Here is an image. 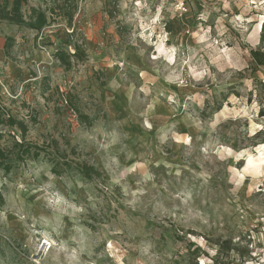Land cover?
<instances>
[{
    "label": "rangeland",
    "instance_id": "obj_1",
    "mask_svg": "<svg viewBox=\"0 0 264 264\" xmlns=\"http://www.w3.org/2000/svg\"><path fill=\"white\" fill-rule=\"evenodd\" d=\"M32 7L41 31L0 22V112L104 178L20 160L0 124V264H264V0Z\"/></svg>",
    "mask_w": 264,
    "mask_h": 264
},
{
    "label": "trees",
    "instance_id": "obj_2",
    "mask_svg": "<svg viewBox=\"0 0 264 264\" xmlns=\"http://www.w3.org/2000/svg\"><path fill=\"white\" fill-rule=\"evenodd\" d=\"M27 0H0V22H8L18 26H25L32 30L41 31L48 24V16L45 11L32 7L29 17L23 11V6ZM11 38H8V40ZM264 40V35H263ZM9 46L6 45V55L9 54ZM78 52L73 54L64 50H58L55 57L66 67L72 64V57L78 56ZM253 61L259 66L264 67V51L261 49H252L250 51ZM80 121L86 125L91 126L93 119L87 114H80ZM6 122L10 127L17 128L21 132V139L18 146L21 151L20 160H24L25 156L39 157L42 153L46 155L52 154V172L61 176L70 170H77V172L88 180L104 178L100 169L89 160L82 158V154L77 151L75 146H72L69 140H66L67 148L70 150L62 149L59 141L53 139L50 143L42 145H34L25 141V136L28 132V126L24 121H20L8 115L5 119L4 115L0 112V124ZM50 148V150H48ZM71 156H74L73 159ZM0 166L6 171L12 169V164L7 162V155L3 149L0 148Z\"/></svg>",
    "mask_w": 264,
    "mask_h": 264
}]
</instances>
